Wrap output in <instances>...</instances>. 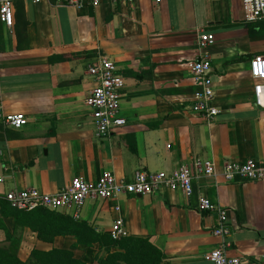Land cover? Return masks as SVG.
I'll use <instances>...</instances> for the list:
<instances>
[{"label": "crops", "instance_id": "crops-1", "mask_svg": "<svg viewBox=\"0 0 264 264\" xmlns=\"http://www.w3.org/2000/svg\"><path fill=\"white\" fill-rule=\"evenodd\" d=\"M13 19L12 29L0 22V106L4 115L28 122L20 130L0 122V193L35 188L54 194L73 178L94 182L104 171L130 179L137 170L185 165L194 177L188 198L163 188L56 212L101 234L121 219L125 236L147 238L162 253L161 264H209L203 256L219 240L211 234L216 216L198 208L206 197L229 210V255L240 264H264V180L222 177L225 162L264 163V108L255 104L248 66L256 54L264 57V38L248 36L241 0H103L81 8L16 0ZM201 32L216 39L208 51L219 114L211 122L191 111L196 86L187 65L197 59ZM99 56L115 62L125 84L121 114L127 123L105 139L95 137L85 106L93 87L86 70ZM199 160L214 162L215 176L197 177L193 164ZM3 222L20 241L22 260L34 247L69 249L75 242L57 237L50 245L11 217ZM4 238L0 230V243ZM97 252V246L75 250L87 261Z\"/></svg>", "mask_w": 264, "mask_h": 264}, {"label": "built area", "instance_id": "built-area-1", "mask_svg": "<svg viewBox=\"0 0 264 264\" xmlns=\"http://www.w3.org/2000/svg\"><path fill=\"white\" fill-rule=\"evenodd\" d=\"M16 0H0V22L8 29L14 24L13 11ZM40 0H35L38 3ZM113 4L131 5L135 0H109ZM161 0H155L159 3ZM61 4L81 8L85 6L98 7L103 0H57ZM246 13L247 22L264 20V0H241ZM216 43L215 36L209 32L198 35L197 59L187 66L189 77L196 86L191 111L207 122H211L219 109L214 104V89L210 77L212 60L209 48ZM249 73L254 81L253 94L255 104L264 108V57L253 56L248 63ZM86 73L93 83V87L85 100L89 110V118L93 133L97 139L109 138L126 125L121 114V102L124 91V79L119 73L117 65L105 56H99L94 63L87 67ZM0 122L7 128L20 130L27 125V119L21 115H4L0 106ZM194 174L213 177L216 174L212 161H195ZM222 177L228 181L264 180V163L256 159L245 162H225ZM192 170L185 165L170 172H146L137 170L130 179L118 178L109 171H104L94 182H87L80 178H73L68 185L54 194H43L35 188L25 190H11L0 193V212L3 204L18 211H33L38 208L49 211L78 210L87 200L109 201L119 197L148 196L158 193L161 189L179 191L185 197L192 194ZM2 179H0V183ZM199 210L214 214L217 224L212 230V236L217 238L218 245L203 256L209 264H240L237 257L230 256L232 248V228L229 222V210L218 203H213L206 197L198 199ZM115 210H119L118 207ZM123 221L116 220L109 235L113 240L125 236Z\"/></svg>", "mask_w": 264, "mask_h": 264}, {"label": "trees", "instance_id": "trees-1", "mask_svg": "<svg viewBox=\"0 0 264 264\" xmlns=\"http://www.w3.org/2000/svg\"><path fill=\"white\" fill-rule=\"evenodd\" d=\"M49 1L54 4L57 0ZM26 25L27 21H23V39H26ZM245 27L250 38H264V20L250 22ZM16 37L19 43L21 36L18 31ZM7 217H11L17 227L28 229L43 243L53 245L57 237H71L75 242L69 249L52 246L51 249L43 251L34 247L22 260L19 257L20 241L4 225L3 218ZM0 230L5 236L4 242L0 243V264H161L163 259L162 253L147 238L125 236L113 240L109 234L96 232L85 221H78L67 214L42 208L18 211L3 204L0 212ZM78 246L87 249L97 246L98 252L87 261L82 255L75 254ZM101 252L105 254L101 255Z\"/></svg>", "mask_w": 264, "mask_h": 264}, {"label": "rangeland", "instance_id": "rangeland-1", "mask_svg": "<svg viewBox=\"0 0 264 264\" xmlns=\"http://www.w3.org/2000/svg\"><path fill=\"white\" fill-rule=\"evenodd\" d=\"M262 42H264V41H262ZM259 43H261V42H259Z\"/></svg>", "mask_w": 264, "mask_h": 264}]
</instances>
